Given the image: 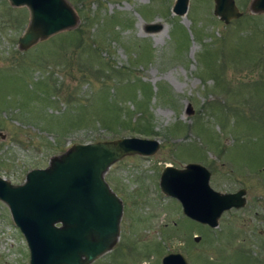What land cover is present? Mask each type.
<instances>
[{
  "label": "rangeland",
  "instance_id": "374dc122",
  "mask_svg": "<svg viewBox=\"0 0 264 264\" xmlns=\"http://www.w3.org/2000/svg\"><path fill=\"white\" fill-rule=\"evenodd\" d=\"M67 1L75 25L20 49L27 9L0 0V175L20 182L72 142L157 138L152 154L124 155L104 172L121 200L118 234L89 264H160L169 251L188 264H264V12L234 0L241 14L224 23L213 0H188L181 15L173 0ZM146 23L160 27L145 31ZM189 161L209 170L212 188L245 190L244 204L214 227L186 217L158 187L164 164ZM0 264H28L1 200Z\"/></svg>",
  "mask_w": 264,
  "mask_h": 264
},
{
  "label": "water",
  "instance_id": "95a60500",
  "mask_svg": "<svg viewBox=\"0 0 264 264\" xmlns=\"http://www.w3.org/2000/svg\"><path fill=\"white\" fill-rule=\"evenodd\" d=\"M7 1L25 6L28 12L16 39L20 49L77 22V13L67 0ZM187 1L173 0L171 12L183 14ZM248 10L264 12V0H250ZM212 13L224 23L241 14L234 0H213ZM159 27V23H146L144 30ZM158 146L157 138L136 135L72 142L51 155L45 166L27 169L20 182L0 175V200L24 238L28 264H89L108 250L118 234L122 205L104 172L124 155L152 154ZM209 174L198 162L181 167L166 163L159 172L158 187L178 201L186 217L214 227L224 210L244 204L245 190H216L209 185ZM198 237L193 234L194 240ZM160 264L188 263L179 251H169L160 257Z\"/></svg>",
  "mask_w": 264,
  "mask_h": 264
},
{
  "label": "trees",
  "instance_id": "16d2710c",
  "mask_svg": "<svg viewBox=\"0 0 264 264\" xmlns=\"http://www.w3.org/2000/svg\"><path fill=\"white\" fill-rule=\"evenodd\" d=\"M75 1H78V2H80L81 4H83V2H84V0H75ZM87 1V0H86ZM87 15H86V20H87ZM85 24H87V21L85 22ZM76 31H79V29L78 30H76ZM81 32H78L77 34H75V38L76 39H78V41H77V43H83L82 42V38L80 37L81 35ZM91 46V45H90ZM132 81H131V84H135L137 87H140V88H142V91H143V93H144V96L145 97H148L149 96V94H150V90H149V86H147L146 85V88H144L143 87V85H144V83L142 82V81H140L138 78H134V79H131ZM126 82H128V80H126ZM134 85V86H135ZM114 89H115V87H114ZM160 89V88H159ZM159 89H157V91H158V93H160L161 92V90H159ZM156 91V92H157ZM156 92H155V94H156ZM161 94V93H160ZM132 99H134V97L136 96V94H135V92H134V89L132 88ZM143 96V95H142ZM111 97H108L107 96V94L106 95H104V97H103V101L104 102H106V103H108L109 105H113L112 103H111ZM138 108V107H137ZM114 110H116V108L114 109ZM140 111V110H139ZM140 113V112H139ZM123 116L124 115H119L118 113H117V110H116V113L114 114V119H115V122H117V124L118 123H120V120H122V118H123ZM121 117V118H120ZM126 117H128L127 115L124 117L125 118V120H127V123H131L130 122V120H129V117L128 118H126ZM119 119V120H118ZM135 120V119H134ZM132 122H134V121H132ZM138 124H142V123H138ZM124 126H129L130 128H131V130H134V131H136L137 133H140V134H143V135H147V134H149V133H151V131L149 130V128H145V127H143V126H136V125H124Z\"/></svg>",
  "mask_w": 264,
  "mask_h": 264
},
{
  "label": "flooded vegetation",
  "instance_id": "af4514ba",
  "mask_svg": "<svg viewBox=\"0 0 264 264\" xmlns=\"http://www.w3.org/2000/svg\"><path fill=\"white\" fill-rule=\"evenodd\" d=\"M249 3H250V0H249V2H248V6H249Z\"/></svg>",
  "mask_w": 264,
  "mask_h": 264
}]
</instances>
